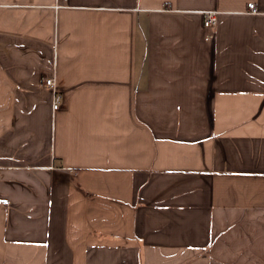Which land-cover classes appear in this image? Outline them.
Instances as JSON below:
<instances>
[{"label":"crops","instance_id":"crops-1","mask_svg":"<svg viewBox=\"0 0 264 264\" xmlns=\"http://www.w3.org/2000/svg\"><path fill=\"white\" fill-rule=\"evenodd\" d=\"M0 264H264V0H0Z\"/></svg>","mask_w":264,"mask_h":264},{"label":"built area","instance_id":"built-area-1","mask_svg":"<svg viewBox=\"0 0 264 264\" xmlns=\"http://www.w3.org/2000/svg\"><path fill=\"white\" fill-rule=\"evenodd\" d=\"M248 11L251 14H258L257 8L254 4L248 5ZM216 23H217L216 12L214 11L208 12L204 19V27L210 28L216 25ZM44 86L52 91L53 93L52 109L57 110L61 102V96L56 89L55 77L51 76L45 78Z\"/></svg>","mask_w":264,"mask_h":264}]
</instances>
